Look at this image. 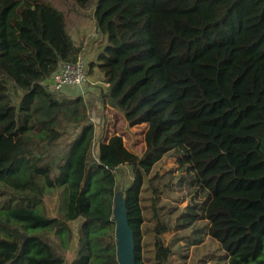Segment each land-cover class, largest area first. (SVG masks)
Segmentation results:
<instances>
[{"label":"trees","instance_id":"trees-1","mask_svg":"<svg viewBox=\"0 0 264 264\" xmlns=\"http://www.w3.org/2000/svg\"><path fill=\"white\" fill-rule=\"evenodd\" d=\"M90 2L99 101L146 125L140 153L49 85ZM123 165L135 264H176L203 234L224 264H264V0H0V264H119Z\"/></svg>","mask_w":264,"mask_h":264},{"label":"rangeland","instance_id":"rangeland-1","mask_svg":"<svg viewBox=\"0 0 264 264\" xmlns=\"http://www.w3.org/2000/svg\"><path fill=\"white\" fill-rule=\"evenodd\" d=\"M94 3L90 2L84 9V17L79 25L70 30L71 38L76 46L81 49V56L86 61V80L78 91L63 93L67 96L81 95L87 105V113L89 118L96 123V134L102 129L107 136L112 134L114 130L118 132L124 131V143L129 150L140 153L143 149V132L146 125L140 124L137 126L129 127L117 111L104 106L99 101V93L101 89L105 87V83L102 81V72L93 65L97 59L99 52L103 49L105 37L101 35L96 29L93 21L92 10ZM90 63L92 65H90ZM58 95H62L61 92H56ZM90 110L92 113L90 114ZM124 169L123 175L119 176V187L116 195L123 196L124 187L126 181L129 178V168L126 165L122 167ZM160 172L165 170H172L174 174L179 171L178 164L173 157L164 158L158 168ZM173 205L181 209L186 205L190 199L189 193L185 189L184 192H174ZM169 235L167 234V237ZM198 246V250H195ZM188 247H182L180 255H175L176 264H224L223 260H219V257L224 252L218 248L216 241L212 240L207 234H203L200 244ZM201 248V249H200ZM206 254V255H203ZM215 254V255H213ZM203 259V260H202Z\"/></svg>","mask_w":264,"mask_h":264},{"label":"water","instance_id":"water-1","mask_svg":"<svg viewBox=\"0 0 264 264\" xmlns=\"http://www.w3.org/2000/svg\"><path fill=\"white\" fill-rule=\"evenodd\" d=\"M116 192L113 199L112 218L115 220L117 261L119 264H135L133 232L127 220L124 191L121 197L116 195Z\"/></svg>","mask_w":264,"mask_h":264},{"label":"built area","instance_id":"built-area-1","mask_svg":"<svg viewBox=\"0 0 264 264\" xmlns=\"http://www.w3.org/2000/svg\"><path fill=\"white\" fill-rule=\"evenodd\" d=\"M85 62L79 57L73 62L60 64L50 77V88L54 91H64L71 85L81 86L86 80Z\"/></svg>","mask_w":264,"mask_h":264},{"label":"crops","instance_id":"crops-1","mask_svg":"<svg viewBox=\"0 0 264 264\" xmlns=\"http://www.w3.org/2000/svg\"><path fill=\"white\" fill-rule=\"evenodd\" d=\"M81 86H84V85H81ZM67 90H68V91L70 90V92H72L73 90L76 91V88H71V87H69ZM64 92H66V90H64ZM145 129H146V127H145ZM144 131H145V130H144Z\"/></svg>","mask_w":264,"mask_h":264}]
</instances>
